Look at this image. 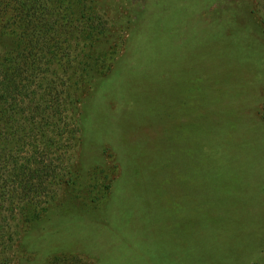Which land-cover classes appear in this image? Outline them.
<instances>
[{"label": "rangeland", "instance_id": "rangeland-1", "mask_svg": "<svg viewBox=\"0 0 264 264\" xmlns=\"http://www.w3.org/2000/svg\"><path fill=\"white\" fill-rule=\"evenodd\" d=\"M72 1L79 20L99 10L100 58L69 173L22 215L13 264H264L255 0Z\"/></svg>", "mask_w": 264, "mask_h": 264}, {"label": "trees", "instance_id": "trees-1", "mask_svg": "<svg viewBox=\"0 0 264 264\" xmlns=\"http://www.w3.org/2000/svg\"><path fill=\"white\" fill-rule=\"evenodd\" d=\"M72 2L0 0V264H13L22 215L56 198L80 141L79 85L95 75L103 29L99 10L79 20ZM255 6L264 22V0Z\"/></svg>", "mask_w": 264, "mask_h": 264}]
</instances>
